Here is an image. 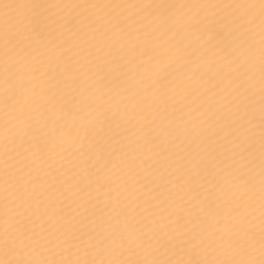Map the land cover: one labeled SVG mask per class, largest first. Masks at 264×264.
Returning a JSON list of instances; mask_svg holds the SVG:
<instances>
[{"label": "snow or ice", "instance_id": "6c2138e0", "mask_svg": "<svg viewBox=\"0 0 264 264\" xmlns=\"http://www.w3.org/2000/svg\"><path fill=\"white\" fill-rule=\"evenodd\" d=\"M0 264H264V0H0Z\"/></svg>", "mask_w": 264, "mask_h": 264}]
</instances>
